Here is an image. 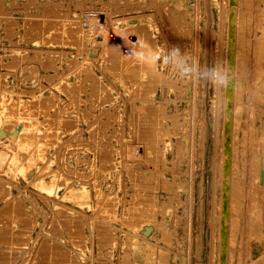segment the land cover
<instances>
[{"label": "rangeland", "instance_id": "obj_1", "mask_svg": "<svg viewBox=\"0 0 264 264\" xmlns=\"http://www.w3.org/2000/svg\"><path fill=\"white\" fill-rule=\"evenodd\" d=\"M229 1L0 0V264H219L226 122V264H264V0L227 94L134 55L227 64Z\"/></svg>", "mask_w": 264, "mask_h": 264}, {"label": "clouds", "instance_id": "obj_2", "mask_svg": "<svg viewBox=\"0 0 264 264\" xmlns=\"http://www.w3.org/2000/svg\"><path fill=\"white\" fill-rule=\"evenodd\" d=\"M137 59L148 63H161L174 72L172 79L184 84H208L213 88L223 90L231 83L232 73L227 64L221 60H215L210 65H200L194 56L182 51L178 45L166 49L160 54L145 53L140 51L134 53ZM255 99V91L250 92Z\"/></svg>", "mask_w": 264, "mask_h": 264}, {"label": "bare ground", "instance_id": "obj_3", "mask_svg": "<svg viewBox=\"0 0 264 264\" xmlns=\"http://www.w3.org/2000/svg\"><path fill=\"white\" fill-rule=\"evenodd\" d=\"M234 4H235V2H234ZM234 4L231 6L230 5V1H229V16H228V21H229V26H228V46H227V65L229 66V68H230V72L232 73V64H233V51H234V31H235V12H234ZM230 12H232L233 13V17L232 18H230ZM231 26L233 27V32H231ZM129 29V28H128ZM125 30V29H124ZM125 33V32H124ZM128 33V32H127ZM63 34V33H62ZM82 35V34H81ZM131 35V34H130ZM141 36V35H140ZM121 37H122V35L120 34V33H118L117 34V36L115 37V39H107V38H105V35L103 36V34H102V41L104 42V45H105V47L107 48V49H115V47H118V45L121 47ZM102 43V42H101ZM117 49V48H116ZM262 49V48H261ZM142 51H143V49H142ZM231 51H232V59H231ZM264 51V50H263ZM262 54H263V52H262ZM260 55V57L262 58L263 56H264V54L263 55ZM261 60V59H260ZM260 63V62H259ZM136 64V63H135ZM138 64V63H137ZM149 65V64H148ZM120 66V65H119ZM119 66H118V68H119ZM122 66V65H121ZM33 67V66H32ZM123 67V66H122ZM139 67V66H138ZM114 68V67H113ZM115 68H117L116 66H115ZM117 68V69H118ZM119 70V69H118ZM151 70V69H150ZM136 71V70H135ZM139 72V71H138ZM132 73V72H131ZM114 74V73H113ZM128 74V73H127ZM130 74V73H129ZM134 74H135V72H134ZM137 74V73H136ZM120 75V73L117 75V76H119ZM137 75H139V74H137ZM133 78V77H132ZM147 78V77H146ZM117 79V78H116ZM141 80V79H140ZM144 80V79H143ZM125 87V86H124ZM151 101V100H150ZM160 101V100H159ZM161 101H163V100H161ZM165 101H167V100H165ZM161 103V102H160ZM151 105V104H150ZM39 106V105H38ZM149 106V105H148ZM150 107V106H149ZM154 107V106H153ZM156 108H157V106H156ZM161 108V107H160ZM163 108V107H162ZM134 110V109H133ZM147 110V109H146ZM151 110H152V108H151ZM151 110H150V112H151ZM165 110V109H164ZM163 110V111H164ZM147 111H149V110H147ZM152 112H153V110H152ZM161 112H162V110H161ZM227 109H226V113L225 114H227ZM148 113V112H147ZM146 113V114H147ZM25 114V113H24ZM154 114V113H153ZM157 114V113H156ZM150 115H151V113H150ZM154 116V115H153ZM155 117V116H154ZM153 117V118H154ZM228 117L226 116V119H227ZM142 121H144V120H142ZM141 121V122H142ZM150 121V120H149ZM143 124H144V122H143ZM142 125V124H141ZM148 125V124H147ZM146 125V126H147ZM228 125H229V123H228ZM142 127V126H141ZM151 127H153V126H151ZM144 128V127H143ZM148 128V127H147ZM146 129V128H145ZM144 130V129H143ZM148 130V129H147ZM138 131H140L139 130V127H138ZM224 131H225V129H224ZM141 132V131H140ZM146 132V131H145ZM144 132V133H145ZM148 132H149V130H148ZM148 132H146V133H148ZM144 133H139L140 134V136H141V134L144 136L145 134ZM137 134V133H136ZM225 136V135H224ZM141 138H142V136H141ZM138 139H140V138H138ZM223 143H224V141H223ZM27 146V145H26ZM145 146H147V145H145ZM142 147V146H141ZM149 147V146H148ZM146 148V147H145ZM149 148H151V147H149ZM147 150V149H146ZM144 151H145V149H144ZM223 151H224V147H223ZM147 153V152H146ZM223 160H224V152H223ZM227 177L226 178H224L225 177V175L223 174V163H222V180H221V209H220V239H219V264H220V254H221V251L222 250H224L225 251V264H226V255H227V221H228V204H229V167H228V169H227ZM262 175V174H261ZM264 175V174H263ZM260 176V175H259ZM258 178H261L262 179V176L261 177H258ZM260 181V180H259ZM264 181V180H263ZM262 181V182H263ZM226 184V185H225ZM237 184V183H236ZM241 187V186H240ZM223 189H225L226 190V192H227V211H226V213H225V216L223 217V215H222V194H223ZM238 189V188H237ZM236 192H237V190H236ZM73 194V193H72ZM239 196V195H238ZM235 198H237V194H236V197ZM240 202V201H239ZM236 203V202H235ZM238 206H240V204L238 205ZM262 206V205H261ZM239 208V207H238ZM236 210V209H235ZM260 210V209H259ZM262 210V209H261ZM257 211H258V209H257ZM235 212V211H234ZM238 214V213H237ZM257 214V213H256ZM264 214V213H263ZM256 216V215H255ZM240 217V216H239ZM113 218V217H112ZM234 219V218H233ZM237 219V218H236ZM235 219V220H236ZM222 220H224L225 221V224H226V233L224 234V237L222 238V234H221V223H222ZM234 220V221H235ZM103 221V220H102ZM257 222V221H256ZM253 223H255V222H253ZM263 223V222H262ZM236 224V223H235ZM234 224V228L236 227V225ZM261 225V224H260ZM233 226V225H232ZM238 227V226H237ZM258 227V226H257ZM263 227V226H262ZM256 228V227H255ZM237 230V229H236ZM261 232V231H260ZM235 243V242H234ZM245 244H246V242H245ZM234 246H236V245H234ZM233 246V247H234ZM244 252V251H243ZM242 254V253H241ZM264 258V257H263ZM261 260V259H260ZM262 262H263V260H262ZM245 264V263H244Z\"/></svg>", "mask_w": 264, "mask_h": 264}, {"label": "water", "instance_id": "obj_4", "mask_svg": "<svg viewBox=\"0 0 264 264\" xmlns=\"http://www.w3.org/2000/svg\"><path fill=\"white\" fill-rule=\"evenodd\" d=\"M235 0H230V5L232 6L234 4ZM233 17V13L230 12V18ZM231 32H233V27L231 26ZM231 59H232V51H231ZM232 82L230 83L229 86L226 87V94L231 90ZM226 109L228 111L229 107L231 106L230 101H226ZM224 160H223V174L225 175L224 178L227 177V169L229 167V152H230V135H229V125L228 122L225 123V136H224ZM226 185V184H225ZM227 211V192L225 189H223V194H222V215L223 217L225 216V213ZM226 233V224L225 221L222 220L221 223V234L222 238L224 237V234ZM220 264H225V251L222 250L220 254Z\"/></svg>", "mask_w": 264, "mask_h": 264}]
</instances>
